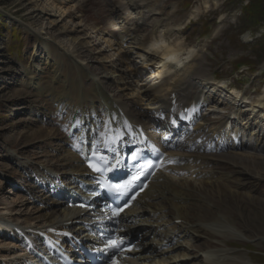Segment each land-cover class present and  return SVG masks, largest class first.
Segmentation results:
<instances>
[{"label":"bare ground","instance_id":"bare-ground-1","mask_svg":"<svg viewBox=\"0 0 264 264\" xmlns=\"http://www.w3.org/2000/svg\"><path fill=\"white\" fill-rule=\"evenodd\" d=\"M181 1L111 0L109 10L117 14L114 22L108 18L107 25L111 28L105 34L95 28L93 37L96 39L82 42L75 36L79 30L75 34L54 33L56 19L64 20L71 13L74 6L71 0H47L40 9L37 4L30 7L40 14L41 25L34 32L42 42L43 55L30 60L22 77L39 99V105L32 106L29 111L36 121V125L30 124L29 131L35 136L45 133V140L51 138L52 154L43 155V162L36 166V181L33 180L36 191L31 195L35 203L40 202L47 208L29 202L32 205V212L27 214L29 217L21 220L22 217L17 216V221L12 219L14 222L9 214L15 212L13 209L0 212V230L9 228L7 232L14 239L10 243L15 253L14 262L24 254L35 258V248L40 245L38 235L18 226L41 229L69 219L90 220L94 209L102 208L100 199H93L87 207L75 208L68 204L70 199L74 201L83 195L79 184L91 180L74 147L81 145L86 154L97 142L109 148L115 146L116 150L126 146L131 148L138 139L135 133L141 123L154 140L161 141L167 135L169 142H175L178 135L182 137L177 149L171 152L172 165L165 174L159 173L138 202L124 212L128 220L124 232L129 235L136 231L141 233L136 238L135 253L124 264L251 263L248 252L230 248L222 240L221 237H251L230 220L231 216L218 206L217 200H224L223 195L227 192L234 197L253 199L255 196L251 194L262 178L251 174L247 177L244 168L231 172L221 170L218 157L226 155L224 159L231 157V162L236 165L250 168L248 158L253 154L245 150L246 144L240 138L250 130L249 136L254 137L255 146H260L264 139V89L262 93H256V98L247 97L242 91L243 98L240 92L232 91L233 103L237 101L249 113L241 106L235 109L231 106L228 108L232 109L229 117L223 115L218 120L207 117L203 107L222 109L219 102L210 101L213 93L210 94L207 88L220 92L219 87L225 81L213 77L202 48L186 47L185 41L177 34L186 24L197 19L202 9L207 10L210 3L209 0H199L201 7L179 13ZM67 3L71 5L67 6ZM173 38L175 41H171ZM101 39L106 48L98 44ZM85 43L92 47L88 49L91 56L82 51ZM80 49L81 54L78 53ZM110 51L117 54L115 61L110 59ZM133 53L140 57L142 67L153 79L152 83H138L140 71L132 60ZM65 56L72 60L76 70L81 68L83 79L91 76L88 70L92 62L100 63L105 73L99 76L95 72L93 78L98 85L91 89L84 82L81 85L72 76ZM46 61L50 65L45 66ZM76 90L81 91L80 95L75 93ZM172 92L178 96L181 106L170 104ZM184 106L190 110L182 115L180 111ZM232 115L236 118H231ZM256 123H260L259 128ZM112 131L122 137L119 145L108 136ZM191 147H194L193 151H189ZM61 149L65 156L61 158V166L56 168L52 161L60 156ZM49 157L52 158L47 159ZM245 179L254 181L249 184L244 182ZM25 190L27 193V187ZM80 211L85 212L83 216H79ZM7 221L14 225L6 224ZM70 227L84 232L80 224L72 223ZM204 236L207 237L204 239L207 246L199 248L191 244V240ZM213 241L225 246H211Z\"/></svg>","mask_w":264,"mask_h":264},{"label":"rangeland","instance_id":"rangeland-1","mask_svg":"<svg viewBox=\"0 0 264 264\" xmlns=\"http://www.w3.org/2000/svg\"><path fill=\"white\" fill-rule=\"evenodd\" d=\"M34 1L38 2L0 0V212L9 208L13 209L15 212L9 214L13 216L10 220L15 221H17V216H21V220L29 217L27 214L32 212L31 203L39 208H47L40 202L35 203L31 195L36 191L33 184V180L36 181L34 175L36 166L43 162L41 161L43 155L52 154L50 151L51 138L45 140L44 138L47 137L45 133L35 136L29 131L30 124L36 125L35 116L29 111H32V106L39 105V99L32 87L22 80L25 68L30 66V60H37L43 55L42 42L36 38L34 32V29L41 25L40 14L37 11L33 12L34 9L30 7L37 4L40 9L47 0ZM71 1L74 6L69 16L64 20L57 18L55 21L53 29L56 34L62 32V35L69 32L75 34L79 30L75 36L81 42L82 40H95L94 30L100 28V34H105L107 29L111 28V25L109 27L107 25L108 18L110 17L113 22L116 20L117 14L109 10L111 0ZM71 3H67V6ZM209 3L208 9H202V14L191 23L186 24L177 37L183 39L188 48L191 46L202 48L205 53V62L213 72L215 79L224 80L225 83L232 81L239 85L247 83L243 87L240 86L241 90L250 98H256L257 91L264 89V0H209ZM192 7H201L200 1L182 0L178 12L184 13ZM81 20H83V24L79 26ZM174 38L171 41H175ZM103 42L104 40L101 39L98 44L106 48L107 45ZM88 45H85L86 47L82 51H86L90 55L88 49H92V47ZM80 52L81 49L78 53L81 54ZM112 53L113 51L109 53L110 59L115 61L117 54ZM92 54L94 55V53ZM65 57L66 64L72 70V76L78 79L81 85L84 82L90 89L98 85L93 78L95 72H98L99 76L105 73L100 63L92 62L90 66L92 71L88 70L91 76L83 79L81 68L76 70L72 60ZM131 57L136 66H139L138 83H152L153 79L147 69L142 67L139 61L140 57L136 53H133ZM44 65H50V62L46 61ZM238 66L239 69H237ZM219 88L220 92H216L210 87L207 88L210 90V94L213 93L209 97L210 101L219 102L222 107V109H218L217 113H211L203 108L204 111H208L207 117L218 120L216 118L227 114L223 109H228L231 106L234 109L241 106V109L246 111L245 106L237 101L233 103V97L229 92ZM75 93L80 95L81 91L76 90ZM259 124L256 123L255 126L259 128ZM247 131V133L244 132L240 140L244 145L246 144L245 150L248 153L251 152V155L253 154L248 158L250 168L244 165L242 167L241 164L236 165L231 162V157L224 159L227 157L226 155L218 157L219 168L227 172L244 168L247 170V177L260 176L262 182L251 194L255 196L253 199L234 197L230 192H227L223 195L224 200H217V203L219 202L217 205L223 207L231 216L230 220L251 238H221L226 241L228 247L248 252L251 257L250 264H264V139L260 146H255L254 137L251 139L249 130ZM64 145L68 146L66 143ZM13 152L17 155H14ZM64 156L65 152L61 149L60 156L52 161L56 168L61 166V158ZM22 161L25 163L22 164ZM247 179H245V183L254 181ZM25 187H27V193ZM29 202L31 203L29 204ZM6 216L9 217V215ZM13 220L12 222H14ZM4 234L3 231H0V262L10 264L4 262H10L13 259L15 253L11 249L10 243H13L14 239L10 237V233H6L10 238ZM206 238L204 236L197 240L193 239L191 244L197 245L199 248L205 247L208 245V243L205 244ZM211 246L223 247L225 245L213 241ZM14 249L19 250L16 247Z\"/></svg>","mask_w":264,"mask_h":264},{"label":"snow or ice","instance_id":"snow-or-ice-1","mask_svg":"<svg viewBox=\"0 0 264 264\" xmlns=\"http://www.w3.org/2000/svg\"><path fill=\"white\" fill-rule=\"evenodd\" d=\"M91 166H92V165H90V167H91ZM110 246H111V247H117L118 245H117L115 242H112Z\"/></svg>","mask_w":264,"mask_h":264},{"label":"trees","instance_id":"trees-1","mask_svg":"<svg viewBox=\"0 0 264 264\" xmlns=\"http://www.w3.org/2000/svg\"><path fill=\"white\" fill-rule=\"evenodd\" d=\"M240 67L238 66V68L237 69H239Z\"/></svg>","mask_w":264,"mask_h":264}]
</instances>
